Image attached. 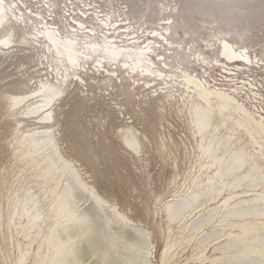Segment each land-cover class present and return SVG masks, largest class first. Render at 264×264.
<instances>
[{"label":"rangeland","instance_id":"374dc122","mask_svg":"<svg viewBox=\"0 0 264 264\" xmlns=\"http://www.w3.org/2000/svg\"><path fill=\"white\" fill-rule=\"evenodd\" d=\"M4 17L0 41L7 38L10 46L0 44V264H18L23 255L24 264L52 261L47 240L60 219L55 200L66 171L58 163L45 172L41 161L49 150L29 153L27 134L41 129L51 131L57 153L108 207L150 235L151 264H213L219 254L210 245L196 248L197 239L211 226L225 234L221 242L229 232H241L222 216L236 200L227 201L232 190L247 202L264 194V181L258 180L264 176V138L250 134L238 112L219 111L216 98L210 105L199 99L182 72L264 117V0H5ZM100 19L122 24L116 33L108 31L118 45L133 41L126 40L130 33L161 31L166 40L146 34L135 45L156 40L160 47L144 63L166 76H146L119 62L98 67L88 45L105 40L109 26ZM77 21L88 28L80 29ZM47 27L90 57L80 55V66L73 68L44 36ZM91 28L95 34L87 32ZM222 41L246 49L252 63L227 64V70ZM41 84L62 91L49 106V120L39 119L47 111L27 112L39 102L41 96L31 95ZM21 96L28 98L14 104ZM201 107L211 110L206 128L197 116ZM127 131L136 138L134 149L124 141ZM235 152L247 159L241 184L233 174L215 176L218 160ZM193 194L194 203L170 218L169 205ZM86 205L78 203V211ZM211 214L213 220L192 229L194 220Z\"/></svg>","mask_w":264,"mask_h":264},{"label":"bare ground","instance_id":"6f19581e","mask_svg":"<svg viewBox=\"0 0 264 264\" xmlns=\"http://www.w3.org/2000/svg\"><path fill=\"white\" fill-rule=\"evenodd\" d=\"M2 20L4 22V16ZM100 21L106 27L109 26L108 30L104 33L105 40L103 44L91 42L88 45L89 50L98 57V60H96L98 67H103L102 63L105 61L119 62L122 66H128L131 69L140 68V72H143L146 76L160 78L166 76L158 70L152 71L149 67L150 65L144 63L145 58H150L149 54L155 51V47H160L157 41L148 40L147 45L143 48L135 45L139 43L140 37L146 36V34L155 39L166 40L167 38L161 31H143L142 34L145 33L144 35L130 33L127 36H133L126 40H134L126 45H118L115 44L117 40H114V36L109 38L108 34L112 33H108V31L113 29L114 33H116L118 29H122V24L108 23L104 19H100ZM2 23H0V26ZM76 24L80 29L88 28L80 21H77ZM125 31L127 30L120 32ZM87 32L95 34L93 28L87 29ZM43 34L58 51L67 52V59L79 60L80 51L78 53L73 48H65L69 44L76 46L75 41L71 38L58 37L50 27H47L43 31ZM117 36L119 37V35ZM1 41H8V39L4 38ZM130 44H133L135 48L128 47ZM221 48L220 57L225 60V68L227 70H230L227 64L233 65L238 62L245 64L252 63L244 48L238 49L227 41H222ZM82 57L88 59L90 56L86 53L82 54ZM235 68L236 70H240L241 66H235ZM105 72L110 76H113L114 73L109 70H105ZM182 73L187 86L192 88V91L194 90L199 99L210 105L212 99L216 98L215 102L219 111L233 110L238 112L241 117L240 122L244 123L248 132L252 135L258 134L260 139L264 138V117L248 111L234 96L223 89H211L210 84H207L204 80L198 79L187 71ZM61 92L54 85L41 84L40 89L31 95L32 97L36 95L38 97L41 96L40 100L38 99L39 102L37 103L34 102L35 105L30 110H27V112L32 111L35 114L40 111H47L46 113L49 115L42 113L43 117H39V119L49 120L51 118V111H48L49 106L53 99L61 94ZM27 98V96L14 97L13 102L14 104H18ZM197 116L203 118V128L208 127L211 123V110L208 107H201ZM27 135L32 143L30 154H34L39 150H49L48 155L41 161L45 172L49 173L58 163H61L63 170L66 171L64 172V176L66 177V180L64 179V186L61 192L57 194L55 200L56 211L60 219L57 220L56 225L51 229L47 240V246L52 245L53 249L50 252L52 255L50 264H151L150 256L152 255L153 247L150 235L144 229L127 223L126 219L117 212L115 206L108 207L94 189L80 179L79 173L70 167L57 153L51 131L49 129H41L29 132ZM124 141L132 149L137 146L136 138L129 131L125 133ZM226 145V142L221 143L219 148H225ZM245 157L242 153L235 152L227 155L226 158L219 159L215 176L233 174L236 178L238 177V183H243L247 177L246 175H241V169L247 161ZM258 180L259 182H263L264 176L262 175ZM240 184L235 185L234 188ZM257 195L259 197H256L255 202H247L246 199H242L241 195L232 190L231 196L228 199L226 198L227 201L233 198H236V200L231 203L232 207L224 213L222 220L227 221L228 226L230 225L232 228L241 226L240 233L233 234L229 232L228 238L221 242L219 240L225 234L221 235L222 232H218L211 226L210 230H207L205 234L197 239L196 248H204L210 245L213 247V251L219 254L216 257L213 256L212 260L210 259L213 264H264V194L260 193ZM196 197L193 194L182 201L170 204L168 208L169 217L178 219L194 203ZM81 201L87 205L78 211V203ZM72 209H76L75 211L78 213L72 215ZM213 218L211 214L210 216L194 220L192 222V229L196 230L203 227L207 222L213 220ZM112 222L116 224L115 227L112 226ZM258 228L263 233L258 230L253 231ZM251 238L253 241H251ZM48 252L49 249L47 250ZM24 256H22L18 264H24Z\"/></svg>","mask_w":264,"mask_h":264},{"label":"snow or ice","instance_id":"6c2138e0","mask_svg":"<svg viewBox=\"0 0 264 264\" xmlns=\"http://www.w3.org/2000/svg\"><path fill=\"white\" fill-rule=\"evenodd\" d=\"M16 7L15 3H13L11 5V8L14 9ZM5 13V0H0V23L3 22L2 17L4 16ZM0 44L4 45V46H10L8 41H0ZM65 48H73L74 50H76L79 53V49L76 48L75 45H66ZM215 54L219 55V49H216ZM67 52H61V56H66ZM80 55H82V53H80ZM261 63H264V56H262L261 58ZM66 63H69L73 66V68H78L80 66V61L78 59H72V58H68L66 60ZM77 79H79V76L76 77ZM46 115H49L46 113ZM98 119L100 120L101 123H103L105 117L103 115H101L100 117H98Z\"/></svg>","mask_w":264,"mask_h":264}]
</instances>
